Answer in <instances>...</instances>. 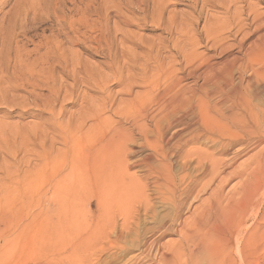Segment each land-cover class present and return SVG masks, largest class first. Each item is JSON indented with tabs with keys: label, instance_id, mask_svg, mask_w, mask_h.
<instances>
[{
	"label": "bare ground",
	"instance_id": "bare-ground-1",
	"mask_svg": "<svg viewBox=\"0 0 264 264\" xmlns=\"http://www.w3.org/2000/svg\"><path fill=\"white\" fill-rule=\"evenodd\" d=\"M250 14L257 27L264 25V12ZM224 37L222 31L209 34V53L181 54L182 68L162 60L151 63L152 71L149 64L137 73L114 69V93L104 77H91L99 99H83L76 124L59 125L61 153L55 149L54 158L48 147L37 155L43 174L31 178L27 203L0 207V264H120L132 252L123 264H260L264 35L241 57L214 62L213 52L232 47ZM53 46L66 66L67 54ZM172 236L176 240L162 242Z\"/></svg>",
	"mask_w": 264,
	"mask_h": 264
},
{
	"label": "rangeland",
	"instance_id": "rangeland-1",
	"mask_svg": "<svg viewBox=\"0 0 264 264\" xmlns=\"http://www.w3.org/2000/svg\"><path fill=\"white\" fill-rule=\"evenodd\" d=\"M27 1L0 0V207H20L27 203L31 178L43 174L37 171V166L41 165L37 155L46 152L48 147L53 149L54 158L57 150L61 153L62 141L57 136L59 127L71 122L73 125L78 120L84 100L89 104L99 99L101 91L95 89L91 79L96 78L97 81L104 77L103 80L109 82L107 87L114 93L119 89L113 82L114 69L127 71L129 68L132 73L133 70L137 73L141 64L145 67L149 64L151 69L156 62L165 64L170 60L182 63V68L181 54L209 53L207 49L209 51L212 44L209 34L221 31L226 45H232L221 55L218 51L213 52L214 62L223 63L231 56L241 57L250 44L264 35V25L257 27L250 14L253 9L264 12L263 0H56L57 3L55 0H38L39 5L37 0ZM25 8L28 14L23 11ZM9 9L12 15L7 12ZM14 9L17 15H14ZM62 19H65L67 27ZM241 19L245 20L244 24H241ZM240 26L242 28L238 30ZM76 40L78 42L73 44ZM186 44L190 46L186 47ZM53 45H59L61 52L67 54L65 58L70 60L67 67L57 61ZM152 54L155 57L150 59ZM35 61L38 64H34ZM40 71H43L42 75L38 73ZM190 81L186 83L190 84ZM260 97L264 104V89ZM43 135L46 136L42 139ZM176 238L167 237L162 242L168 243ZM115 252H105L97 257V261L102 262ZM134 255L135 252L128 254L120 264ZM263 257L259 258L260 264H264Z\"/></svg>",
	"mask_w": 264,
	"mask_h": 264
}]
</instances>
